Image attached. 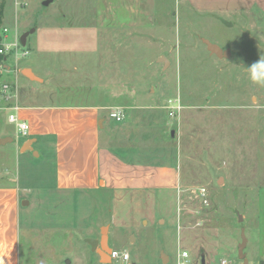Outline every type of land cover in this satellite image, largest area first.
I'll return each mask as SVG.
<instances>
[{"label":"rangeland","instance_id":"obj_1","mask_svg":"<svg viewBox=\"0 0 264 264\" xmlns=\"http://www.w3.org/2000/svg\"><path fill=\"white\" fill-rule=\"evenodd\" d=\"M44 1L0 0V35L18 45L8 55L11 69L0 72V106L28 90L40 101L50 97L45 91L83 100L96 93L125 110L122 122L106 112L105 143L127 160L175 166L178 181L172 193L63 194L53 189V151L45 158L28 151L22 181L35 191L25 193L31 206L22 210L23 227L33 224L73 264L89 255V264H173L179 246L211 262L264 264V83L253 82L248 68L264 56L258 6L221 13L157 0L156 27L129 30L97 27V0ZM208 41L231 55L217 56ZM27 66L43 80H26L20 70ZM173 98L181 105L176 116L165 110ZM7 114L0 110L3 122ZM202 187L207 205L198 197ZM102 227L110 230L111 249L127 250L129 262L99 260L87 238H100Z\"/></svg>","mask_w":264,"mask_h":264},{"label":"crops","instance_id":"obj_2","mask_svg":"<svg viewBox=\"0 0 264 264\" xmlns=\"http://www.w3.org/2000/svg\"><path fill=\"white\" fill-rule=\"evenodd\" d=\"M157 2V0H97L95 17L97 27L153 29L158 23ZM188 2L198 9L209 8L221 13L251 9L256 5L264 14V0H188ZM212 3L215 5L211 6ZM26 68L37 74L32 66L21 68L22 76L33 82L23 74ZM45 92L43 96L50 97H45L42 101L36 100L39 94L37 90H28L22 93L21 101L5 100L6 106H0V110L8 112L5 122L0 118V138H13L12 141L0 145V264H73V260L66 262L60 258L53 251V246L42 240L40 234L36 235L33 224L25 227L21 224L23 208L31 206L30 200H27L29 204L25 205V193L35 191L32 186L22 181L21 155L28 151L34 152L32 156L43 155L44 158L45 152L53 151L56 162L53 189L63 194L79 192L90 196L119 191L147 193L157 190L172 193L178 181L175 166L127 160L105 143L106 133L101 122L106 125L107 111L110 115L115 109H121L125 115V110L121 106L109 102L110 100H97L96 93L95 97L91 93L90 100H83L80 98L85 95L70 97L64 93L55 94L56 91ZM53 94L56 97H52ZM165 101L162 102V108H165ZM165 110L169 113L168 109ZM11 114H16L20 120L28 123L27 135H23L18 124L10 120ZM20 136H27V139L21 143ZM32 178L34 176L28 174V179ZM23 235H27L28 238L26 247L23 245ZM108 236L110 237V230ZM42 241L43 245H37V242ZM40 254L43 258L39 257ZM92 260L90 255L85 263L77 257L75 264H89Z\"/></svg>","mask_w":264,"mask_h":264},{"label":"built area","instance_id":"obj_3","mask_svg":"<svg viewBox=\"0 0 264 264\" xmlns=\"http://www.w3.org/2000/svg\"><path fill=\"white\" fill-rule=\"evenodd\" d=\"M8 29H4V32H7ZM3 34V33H2ZM0 38V72L7 70L6 63H8V55L17 48V43H12L7 41L6 36H2ZM28 51H25L23 55H27ZM9 64V63H8ZM6 88H9V85L5 83L4 85ZM167 109L171 116H176L179 111L181 110V105L178 102V99H170L168 104L166 105ZM110 116L117 121H122L124 119V113L121 109H115L110 113ZM10 120L16 122L20 127L21 133L23 135L28 134L29 125L27 122L22 121L18 118L16 114L10 115ZM198 197L203 201L205 205L209 204L208 193L205 187H202L198 191ZM111 258L116 259L119 258L124 262H129L131 259V255L127 250L119 251L117 249L111 250ZM173 264H232L231 261L227 257H221L214 262L208 261L205 259V262H202V258H195L193 254L186 248L181 246L178 247L176 251V255L173 261Z\"/></svg>","mask_w":264,"mask_h":264},{"label":"water","instance_id":"obj_4","mask_svg":"<svg viewBox=\"0 0 264 264\" xmlns=\"http://www.w3.org/2000/svg\"><path fill=\"white\" fill-rule=\"evenodd\" d=\"M48 0L47 1H44V4H48ZM225 22L227 24H231L230 22L226 21ZM34 30V29H33ZM29 35V32H25L22 37H21V42L23 45H26L27 43V37ZM208 49L215 53L217 56L219 57H222V58H225V57H229L231 55V49L230 48H222L219 44L217 43H213V42H210L208 41ZM6 68L7 69H11V65L6 63ZM23 74L31 79H41L40 77H38L37 75H35L32 70L30 68H26L23 70ZM13 138L12 137H1L0 138V145H3V144H6L7 142L9 141H12ZM106 228V227H104ZM104 228L102 229L103 231V234H102V237L101 239H96V238H88L87 239V242L88 244L91 246V248L94 250V251H97V253H99V255L101 256V260L104 261L105 259H109L111 261V248L108 246V237L107 235L105 234L104 232ZM242 243L239 247V252H240V257H244V248H245V245H246V241H247V237L245 236V232L243 230V236H242ZM205 255H202V262L204 263L205 262Z\"/></svg>","mask_w":264,"mask_h":264},{"label":"clouds","instance_id":"obj_5","mask_svg":"<svg viewBox=\"0 0 264 264\" xmlns=\"http://www.w3.org/2000/svg\"><path fill=\"white\" fill-rule=\"evenodd\" d=\"M248 68L253 82L264 83V56Z\"/></svg>","mask_w":264,"mask_h":264},{"label":"trees","instance_id":"obj_6","mask_svg":"<svg viewBox=\"0 0 264 264\" xmlns=\"http://www.w3.org/2000/svg\"><path fill=\"white\" fill-rule=\"evenodd\" d=\"M2 13H3V9H0V18L2 16ZM0 38H1V35H0Z\"/></svg>","mask_w":264,"mask_h":264},{"label":"bare ground","instance_id":"obj_7","mask_svg":"<svg viewBox=\"0 0 264 264\" xmlns=\"http://www.w3.org/2000/svg\"><path fill=\"white\" fill-rule=\"evenodd\" d=\"M106 230V228H104V231Z\"/></svg>","mask_w":264,"mask_h":264}]
</instances>
